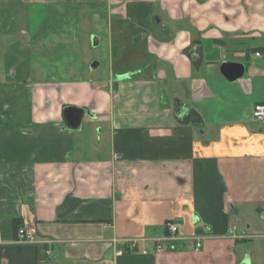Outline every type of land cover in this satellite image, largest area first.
I'll return each instance as SVG.
<instances>
[{"label":"crops","instance_id":"crops-1","mask_svg":"<svg viewBox=\"0 0 264 264\" xmlns=\"http://www.w3.org/2000/svg\"><path fill=\"white\" fill-rule=\"evenodd\" d=\"M259 103L264 0H0V264H264Z\"/></svg>","mask_w":264,"mask_h":264},{"label":"built area","instance_id":"built-area-1","mask_svg":"<svg viewBox=\"0 0 264 264\" xmlns=\"http://www.w3.org/2000/svg\"><path fill=\"white\" fill-rule=\"evenodd\" d=\"M254 117L262 121L264 123V103H259L255 106L253 111ZM165 227L169 234H164L160 237H156L154 239V249L156 252H162L168 249H172L174 247L172 241H174L175 236L178 235L180 229H181V223L178 222L175 219H170L165 223ZM18 240L20 242H29V243H35L37 242V236L36 233L33 230L26 229V228H19L18 230ZM144 240V238H131V239H125V245H127L128 248L134 249L137 244ZM43 242H49V239L44 240ZM202 246V243L198 241L196 248L200 249ZM145 253H148V250H145Z\"/></svg>","mask_w":264,"mask_h":264},{"label":"rangeland","instance_id":"rangeland-1","mask_svg":"<svg viewBox=\"0 0 264 264\" xmlns=\"http://www.w3.org/2000/svg\"><path fill=\"white\" fill-rule=\"evenodd\" d=\"M93 41H94V35L91 36V44L87 48V56L90 57V60H91L90 65L95 61L99 62L100 66L96 70V72H94V75L97 76V75L101 74L102 71L105 69V65L107 63V60L104 57V55L106 54V53H104V51H105L104 47L102 45L95 47L93 45ZM92 71H94V70H92ZM101 126H103V125L98 124V127H97V125L90 119V117H85V119L81 125V128L79 130H76V132L81 131V132H79L81 134L79 136V139L82 140V142L84 144L88 143L89 146L90 145L95 146L94 137H96V136H94V135L96 133L95 131L97 130V134H98V136L96 137L97 138L96 148H98V150L96 152L97 156H102V155L107 154V152L102 150V148H101V144L104 143V141H105L103 136H101L98 132V130ZM94 156H95V154H94Z\"/></svg>","mask_w":264,"mask_h":264},{"label":"water","instance_id":"water-1","mask_svg":"<svg viewBox=\"0 0 264 264\" xmlns=\"http://www.w3.org/2000/svg\"><path fill=\"white\" fill-rule=\"evenodd\" d=\"M95 44H97V40H95ZM97 61L92 65L93 67L97 66ZM245 65L242 63L236 62H224L221 65V73L230 81H235L245 73ZM85 115L93 116L92 113L85 110V108L77 107V106H65L64 108V118L67 125L70 128L78 129L81 127L83 123V118ZM241 264H249L248 262H242Z\"/></svg>","mask_w":264,"mask_h":264}]
</instances>
